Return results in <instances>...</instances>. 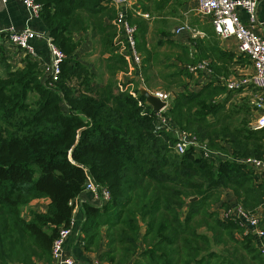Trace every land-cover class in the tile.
<instances>
[{"label":"trees","instance_id":"1","mask_svg":"<svg viewBox=\"0 0 264 264\" xmlns=\"http://www.w3.org/2000/svg\"><path fill=\"white\" fill-rule=\"evenodd\" d=\"M36 1L67 58L51 90L38 63L26 57L23 68L13 67L0 43V264H51L53 243L71 225L90 178L110 191L111 201L102 208L82 204L80 232L85 252L99 250L105 238L104 264H264L254 233L214 209L230 191L248 212L262 211L264 230V173L231 160L216 164L192 149L175 153L176 138L156 131V113L139 90L161 79L173 94L166 115L182 131L232 158H262L264 128L249 126L247 102L231 103L241 91L219 82L246 60L223 50L207 28L208 37L190 44L167 39L149 47L147 22L135 8L129 20L139 29L144 82L135 75L134 96L117 80L127 62L110 0ZM140 9L149 12L142 2ZM81 34L100 47L106 81L78 60ZM205 60L214 79L190 90L194 76L181 65ZM38 200L48 201L45 211L31 209Z\"/></svg>","mask_w":264,"mask_h":264},{"label":"built area","instance_id":"2","mask_svg":"<svg viewBox=\"0 0 264 264\" xmlns=\"http://www.w3.org/2000/svg\"><path fill=\"white\" fill-rule=\"evenodd\" d=\"M10 1H18L25 7L28 15L27 23L22 29L15 27L1 29L0 34L4 36L0 41L1 45L8 53L17 52L25 58L29 57L38 63L43 72L42 82L49 89L55 90L62 73L61 65L67 56L56 46L48 31L41 32L29 25L30 22L41 18L42 5L36 0H0L2 4H7ZM110 1L116 6L117 11L114 24L118 30L116 44L119 47L120 54L125 57L127 62V71L123 73L127 76L128 81H120L119 86L122 88L126 85L125 88H129L131 93L136 96L133 92L135 85H133L132 81L136 75V80L138 79L144 82L141 72L143 56L137 47V27L129 20V12L132 9L131 0ZM260 3L261 0H199L197 8L199 15L211 18L214 31L219 39L227 41L233 38L236 41L237 52L251 59L253 72L249 78H220L219 82L231 92L242 90L248 87V85H252L258 90L259 94L257 97L258 100L255 102L257 109L264 108V36L256 31ZM241 13L247 15V23L241 20ZM142 16L144 18L149 17L147 14H143ZM186 31L196 33L188 26L179 27L176 33L181 34ZM37 40L46 44L49 52L48 61H44L36 52L33 42ZM183 68L190 74L201 77L200 86L209 83L211 77H213L208 60L197 64H185ZM150 92L166 104L162 110L154 111L147 103L156 113V131L172 134L176 138V142L172 147L175 153L182 155L187 150L192 149L193 152L200 154L207 160L214 161L216 164H219L221 161L231 160L245 168L255 171L257 174L264 173V157H243L235 159L229 154L212 150L206 143H200L196 137L182 131L166 115L170 108L173 94L163 91L150 90ZM254 128H264V115L257 120ZM86 194L91 196L90 200ZM110 201V191L97 183L93 178H90L86 182L82 194L75 202V210L84 203H91L98 208H102ZM219 215L222 219L234 220L247 233H254L257 246L264 257V230L260 224L262 219L261 210L250 213L242 205L235 202L234 204H230L229 207L223 208L222 211H219ZM73 226L74 219H72L69 227L60 229L59 235L52 246V261L54 264H77L76 259L67 253L65 249L66 242L72 234ZM94 264L104 263L96 261Z\"/></svg>","mask_w":264,"mask_h":264},{"label":"crops","instance_id":"3","mask_svg":"<svg viewBox=\"0 0 264 264\" xmlns=\"http://www.w3.org/2000/svg\"><path fill=\"white\" fill-rule=\"evenodd\" d=\"M155 1H161V0H131L132 9L130 10V12H132L133 17L134 18L137 17L136 15H134L135 8H139L137 15L141 16L147 22L148 30L146 34V41L149 47L152 46L155 40H167V39L174 40L182 44H190V41L192 39L203 38L205 36L208 37L205 34V31H202L204 28L214 31L211 18L201 16L197 12L199 0H166L164 4L158 6L155 5L154 3ZM141 2L147 8H149V12L142 13L140 9ZM111 6H113L116 9V6H114L112 3ZM192 12H196V14H198L200 18H203V20L195 19L193 21L191 15ZM143 14H147L149 17L144 18L142 16ZM240 15H241V20L244 23H247L248 21L247 15L245 13H241ZM27 16H28L27 11L20 2L10 1L7 4H2L0 2V30L9 27H15L18 29L24 28L27 23ZM115 20H113L111 24L114 25ZM188 22H192L191 23L192 25L189 24ZM29 25L32 28L39 30L41 32L47 31L41 19L34 20L30 22ZM134 25L137 27V30H139L138 26L136 24ZM181 26H188L191 30H194L196 33L186 31L181 34H177L176 30ZM256 31L260 35L264 36V0H261L258 9V23L256 24ZM80 37H83L84 41L76 52L78 60L89 66L91 71L95 72L94 74L96 75L99 74L101 76V72L98 71L100 70V67L98 68V66L96 65V61L93 59H89V56H85L86 54H84L86 50L93 51L94 48L93 41L91 40L89 34L87 36L82 34L78 35L76 39H79ZM215 38L217 39L223 50L236 54L237 58L242 57L243 59L246 60L244 65H235L232 68L233 74L227 79H233V78L243 79L251 76L253 72L252 61L249 57L245 55H240L237 52L236 41L233 38L227 41L221 40L217 36H215ZM1 40L2 38L0 39V41ZM33 45L38 55L42 59H44V61H48L49 52L46 47V44L42 41L37 40L33 42ZM5 55L6 58L8 59V62L11 65H13V67L15 68L24 67L26 58L21 54H18L17 52L8 53L5 51ZM181 67L183 68V65H181ZM193 76L197 79V83L195 85L191 84L190 90L197 91L201 88L200 86L201 77L195 75ZM117 79L119 82L128 81L127 76H125L123 72L117 75ZM213 79L214 77H211L210 81ZM247 89L248 88L239 90L241 91L240 94L245 96ZM86 196L89 200L91 199L90 195L86 194ZM235 202L236 200L232 196V193L230 191H226L222 195L221 203L216 205L215 209L222 211L223 210V207H221L222 203L234 204ZM87 204H91V203H87ZM47 205H48L47 200H38V201H34L30 207L33 210L45 211ZM73 219H74V226L72 228V234L68 238L65 246L67 253H69L71 256H73L76 259L77 264H94L96 261H100L101 253L106 251L105 238H103L99 250L94 252H85L82 241L83 236L81 235L80 232L81 226L85 221V216L83 213L82 206H80L77 210H75ZM51 264H54V262L52 261Z\"/></svg>","mask_w":264,"mask_h":264},{"label":"rangeland","instance_id":"4","mask_svg":"<svg viewBox=\"0 0 264 264\" xmlns=\"http://www.w3.org/2000/svg\"><path fill=\"white\" fill-rule=\"evenodd\" d=\"M191 15H192L193 21L195 19L203 20V18H200L198 16V14H196V12H192ZM192 22H188V23L191 24ZM93 46H94L93 51L92 50H86L84 52V54H86L85 56H89V59L95 60L96 61V65L98 66V68L100 67V70H98V71L101 72V76L98 74L99 76L96 75L97 78L99 77L100 79L106 81L109 76L105 72L104 63L102 62V57L99 55L100 47H96V43L94 41H93ZM164 50H165V48L162 49V51H164ZM88 52H90V53H88ZM4 75H5V70L3 68L2 63L0 62V76H4ZM249 77H247V78H249ZM190 83L192 85H195L197 83V79L194 77L193 80ZM165 86H166L165 83L161 79L158 78L157 79V85H155V84L151 85V91H163V92L169 91V90L166 89ZM246 88H248V89L246 90L245 96L235 92L233 100H232L231 103L232 104H244L245 102H247L246 103L247 105L244 106L243 108H244L245 112H247V113L251 112V114H250V116L249 115H245V119L249 120V126H251V127L253 126L254 127L256 125V123H257V120L262 115H264V111H263V109H257V107H256V103L255 102L258 100L257 99V97L259 95L258 94V90L256 88H254L252 85H248V87H246ZM233 106H235V105H233ZM261 174H263V173H261Z\"/></svg>","mask_w":264,"mask_h":264},{"label":"water","instance_id":"5","mask_svg":"<svg viewBox=\"0 0 264 264\" xmlns=\"http://www.w3.org/2000/svg\"><path fill=\"white\" fill-rule=\"evenodd\" d=\"M139 90L146 99V102L153 108L154 111H160L165 107L166 104L161 102L153 94H151V92L144 85H141L139 87ZM196 199L197 198H193L191 199V201H194Z\"/></svg>","mask_w":264,"mask_h":264}]
</instances>
